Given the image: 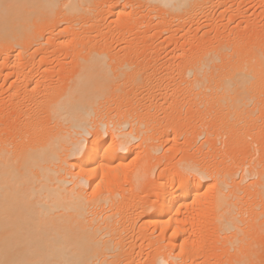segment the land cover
Here are the masks:
<instances>
[{"label": "bare ground", "instance_id": "obj_1", "mask_svg": "<svg viewBox=\"0 0 264 264\" xmlns=\"http://www.w3.org/2000/svg\"><path fill=\"white\" fill-rule=\"evenodd\" d=\"M243 1L0 0V264H138L140 245L141 264H264V32L228 30V43L216 19ZM159 34L199 37L176 55L189 64L169 113L143 68L102 53ZM49 46L73 49L60 81L39 66ZM162 108L192 123L170 120L169 137ZM180 135L168 162L163 143Z\"/></svg>", "mask_w": 264, "mask_h": 264}, {"label": "rangeland", "instance_id": "obj_2", "mask_svg": "<svg viewBox=\"0 0 264 264\" xmlns=\"http://www.w3.org/2000/svg\"><path fill=\"white\" fill-rule=\"evenodd\" d=\"M247 2V3H246ZM257 2V3H256ZM230 3V2H229ZM228 2L226 3L227 4V7L226 8H228V5L230 6V4H229ZM242 3H243V5H242ZM240 5L241 6H239V9L241 8V10H239V14H235V15H233V17H232V14H230V16H231V19H230V23L229 24H227V23H224L225 21H226V14H227V12H228V9H227V12H226V14L225 13H223V15L225 16H223L224 18H222V19H220L221 17L220 16H222L221 14L219 15V17L218 16H216L215 15V17H218V18H216L217 19V21L219 22V24L221 25L222 24V27H220V29H222V31L224 30V32L226 33V35L224 34V35H222V36H226V37H222V36H217L215 39H222V38H224V39H222V41H224L225 40V42H226V40H227V42L229 41L230 42V40H228V39H225V38H227V35H229L228 34V32L229 33H233L234 31H235V33L236 34H240L241 36L243 35H245L246 36V33L247 34H250V33H252L253 31V34L255 33V31H257V32H259L258 34H260V36H261V34L264 32V0H247V1H243ZM226 4L225 5H223L222 7H224V6H226ZM222 7H220V8H222ZM212 8H214V10L212 9ZM211 9L214 11L213 13H212V15H213V17H214V13H218L219 12V10L218 9H216L215 7H212ZM217 8H219V7H217ZM225 8V7H224ZM263 8V9H262ZM223 9V8H222ZM212 10L210 11L209 10V12L211 13L212 12ZM218 10V11H217ZM260 10V11H259ZM263 10V11H262ZM242 11V12H241ZM244 11V12H243ZM258 12V13H257ZM216 13V14H217ZM256 13H257V15H256ZM219 14V13H218ZM228 18H229V12H228ZM235 17V18H234ZM224 19V20H223ZM246 21H245V20ZM251 21V22H250ZM223 22V23H222ZM227 22V21H226ZM253 22V23H252ZM240 23H241V25H240ZM199 24L201 25V22H199ZM252 24H254V25H252ZM257 24V25H256ZM262 24V25H261ZM200 25H197V24H192V26H190V30L192 31V34H195L196 32V30L198 31L197 33L200 35V33H199V31L200 32H202V29L204 28V29H207V28H205V27H201L199 30L196 28L197 26H200ZM223 25H225V27L227 26V28H224L223 27ZM237 25H238V27H237ZM244 25V26H243ZM194 26V27H193ZM229 26V27H228ZM143 29H140V30H144V27H143V25L141 26ZM140 27V28H141ZM247 27H250V29L249 28H247ZM146 28V27H145ZM185 28H187L186 30H188L189 29V27H188V25L186 26L185 25ZM196 28V29H195ZM230 28V29H229ZM232 28V29H231ZM260 28H263V30H261ZM195 29V30H194ZM234 29V30H233ZM240 29V30H239ZM253 29V30H252ZM180 30H181V28H180ZM180 30L177 32V33H179L180 32ZM183 30V29H182ZM182 30H181V33H179L178 35H180V34H183L182 33ZM189 30V31H190ZM229 30V31H228ZM259 30V31H258ZM154 31V30H153ZM151 29L149 30V32L151 33V32H153ZM184 31V30H183ZM212 31V30H211ZM211 31H209V33H208V38H210L209 40H212L213 39V37L211 38L210 37V35L212 36V34L211 33H213V31L211 32ZM221 31V32H222ZM239 31V32H238ZM252 31V32H251ZM125 32H127V31H125ZM221 32H220V34H221ZM223 32V33H224ZM242 32V33H241ZM245 32V33H244ZM256 32V33H257ZM143 33H147V32H143ZM235 33H234V35H235ZM128 33H126V35H127ZM148 34V33H147ZM231 34L229 35V37L231 36ZM264 34V33H263ZM263 34H262V37H263ZM125 35V36H126ZM158 35V34H157ZM177 35V34H176ZM214 35V34H213ZM163 36V35H162ZM161 36V34H159V36H156L155 38H158V39H156L155 40V38L153 39V40H150L151 42H147V41H142V40H140V41H137L139 38H137V39H134V41H132V40H129V41H131V42H128V44L127 43H120V44H114V45H111L110 47H111V49H110V47L108 48V51H106V52H108V54L106 53V52H104V51H102V53L106 56V60L108 61H110V59H109V57H113L114 56V59H115V56H116V59H115V61L113 60V63H115L116 61H118L117 62V64L118 65H120V63L119 62H130L129 64L131 65V69H133V70H130L129 72H131V71H135V72H140L141 71V69L143 68L144 70H142V72H140L139 74H140V76L142 77V75H143V78L146 80V76L148 75L149 77L147 78V80L146 81H148V82H150V80H152L151 82V84L150 83H148V82H146V81H143V82H146L147 84H149V85H151V86H153L154 84H155V86L156 85H158L159 86V88H161V89H158V91H156L155 92V94H153V97L152 98H150V96H152V95H150V94H148L147 95V97L145 96V97H143L144 95H146L145 93H143V92H145L146 91V89H148L149 88V85H146L145 83L143 84V82H141L142 80L141 79H139V76H138V82H139V84L138 83H134L133 82V80L131 81L132 83H134L133 85L134 86H136V84H137V86H140V82L142 83V85H143V90H141V88H140V90H141V92H142V94H144L142 97H143V99L145 100L146 98H147V100L146 101H144V102H148V104H150L149 103V99H148V97L150 98V99H152V100H150V102L151 103H154V102H152L153 100L154 101H156L157 103L159 102H162V103H164V104H162L161 106H160V109H161V107H163L165 104V106H164V109L166 108V112L167 113H169L168 112V110H169V108H168V106L170 105V104H172V105H176V104H178L179 102H178V99H177V103H173V102H176V100H174L175 98L174 97H172L171 95H172V81L174 80L173 78L175 77V76H178L177 75V73H178V71H180V70H183L182 68H181V66H183L184 64L187 66L188 64H189V62L187 63V61H186V63H184L183 64V62H185V61H182V59H183V56H187V55H189L190 54V50L187 48V47H189L187 44H188V42L189 41H191L190 43H192L193 44V40H194V44H197V43H199V37H198V35H196V37H195V39H191V40H188V39H186V41H185V37H184V40H183V38H182V35L179 37V38H176V37H174V39L176 38V40L177 41H175L174 39V41H175V43H174V41H172V39L170 40V42L168 41V40H166V39H164L163 37ZM232 36H233V34H232ZM231 36V39L233 38ZM236 36V35H235ZM242 36V37H243ZM162 37V38H161ZM206 37V38H207ZM222 37V38H221ZM261 37V38H262ZM126 38H128V35L126 36ZM238 38V37H237ZM240 38V37H239ZM264 38V37H263ZM164 39V40H163ZM230 39V38H229ZM136 40V41H135ZM161 40V41H160ZM181 40V41H180ZM206 40V39H205ZM208 40V41H209ZM186 43H185V42ZM207 41V42H208ZM217 41V40H216ZM216 41H215V43H216ZM219 41V40H218ZM146 42H147V44H146ZM197 42V43H196ZM206 41H204V44H206L205 43ZM211 42V44H214V43H212L213 41H210ZM224 42V43H225ZM228 42V43H229ZM180 43V44H179ZM141 44V45H140ZM157 44V45H156ZM174 44L175 45H177V46H174ZM192 44H191V46H192ZM208 44H210L209 42H208ZM89 45V44H88ZM85 46V47H89V46ZM127 45H129V46H127ZM139 45V46H138ZM146 45V46H145ZM151 45V46H150ZM178 45H181V46H183L184 48H186V49H184L183 47H181V46H179L178 47ZM77 46H79V47H77V49L78 48H80V45H77ZM92 46V45H91ZM118 46V47H117ZM136 46V47H135ZM143 46V47H142ZM194 46V45H193ZM192 46V47H193ZM52 47V48H51ZM58 46H49V49L51 48V50H54V53L53 54H51L50 53V55H48L49 53H45V55H47V56H44L46 59H47V57H48V60H46L45 58H42V60H41V62H40V64L38 63V61H39V59H38V57H40V55H42L43 53H38V54H40V55H38V54H36V56L34 57V60L36 61V66L39 64V66L41 67V70H45L46 71V75H45V73H43V75L45 76V78H48V79H50V80H52V81H58V79H59V81L63 78V76L60 74V73H62V74H64L65 73V75H69L70 73H72L73 72V70H74V68H72L73 66H74V61L75 60H73L74 59V54H73V49H72V47L70 48V46H69V48L67 47H58ZM82 47V46H81ZM93 47L95 48L96 47V45H93ZM101 46L100 45H97V47H96V51L95 52H98L99 50H101L102 49V47L100 48ZM135 49H134V48ZM172 47V48H171ZM181 47V51H180V48ZM97 48H100V49H98V51H97ZM132 50H130V49ZM164 48V49H163ZM171 48V49H170ZM184 49V51H182L183 49ZM166 49V50H165ZM175 49V50H174ZM177 49V50H176ZM91 50H94L93 48L91 49ZM103 50V49H102ZM110 50V51H109ZM135 50V51H134ZM185 50L186 51H188L187 53H184L185 52ZM50 51V50H49ZM60 51V52H59ZM72 51V52H71ZM84 51H86L85 49H83V51L82 52H84ZM124 51V52H123ZM129 51V52H128ZM176 51V52H175ZM56 52V53H55ZM101 52V51H100ZM111 52V53H110ZM183 54H182V53ZM61 53V54H60ZM71 53V54H70ZM88 53V52H87ZM86 53V54H87ZM106 53V54H105ZM134 53V54H133ZM144 53V54H143ZM178 53L180 54H182L183 56H180L179 55V57L178 56H176V55H178ZM58 54V55H57ZM60 54V55H59ZM72 54H73V57H72ZM82 55H85V53H81ZM93 54H95L96 56L98 55V54H96V53H93ZM115 54V55H114ZM137 54V55H136ZM171 54V55H170ZM52 55V56H51ZM56 55V57H54ZM68 55V56H67ZM81 55V56H82ZM108 55H112V56H109L108 57ZM132 55V56H131ZM139 55V56H138ZM176 57H175V56ZM64 56V57H63ZM87 56V55H86ZM85 56V57H86ZM120 57V59L118 60L117 59V57ZM128 56V57H127ZM137 56V57H136ZM146 56V57H145ZM168 56V57H167ZM52 57V58H51ZM72 57V58H71ZM84 57V56H83ZM118 57V58H119ZM124 57V58H123ZM178 57V58H177ZM182 57V58H181ZM185 57H184V59H185ZM59 58V59H58ZM122 58V59H121ZM138 58V59H137ZM158 58V59H157ZM173 58V59H172ZM177 58V59H176ZM38 59V60H37ZM43 59H45V60H43ZM123 59L125 60H128V61H123ZM181 59V60H180ZM63 60V61H62ZM155 60V61H154ZM48 61V62H47ZM145 61V62H144ZM179 61V62H178ZM44 62V63H43ZM60 62V63H59ZM131 62H132V64H131ZM163 62V63H162ZM182 62V63H181ZM38 63V64H37ZM122 63V64H123ZM178 63H181V64H178ZM45 64V65H44ZM54 64V65H53ZM72 64H73V66H72ZM69 65H70V67H69ZM154 65V66H153ZM159 67H158V66ZM179 65H181V66H179ZM133 66H134V68H133ZM175 66V67H174ZM186 66H184V68H186ZM44 67V68H43ZM47 67H48V70H49V72L47 73ZM58 67V68H57ZM53 68V69H52ZM66 68H68V69H66ZM180 69V70H179ZM62 70V71H61ZM66 71V72H64V71ZM69 70V71H68ZM53 71V72H52ZM145 71V72H144ZM43 72V71H42ZM148 72V73H147ZM155 72V73H154ZM162 72V73H161ZM174 72V73H173ZM52 73V74H51ZM136 73V74H137ZM145 73V74H144ZM147 74V75H146ZM65 75H64V77H65ZM138 75V74H137ZM145 75V76H144ZM156 75V76H155ZM172 75V77H170ZM51 77V78H50ZM159 77H161V78H159ZM163 77V78H162ZM53 78V79H52ZM55 78H56V80H55ZM157 78V79H156ZM178 77H176V79L173 81V83L175 84V86L177 85V79ZM47 79V80H48ZM136 79V78H135ZM143 79V80H144ZM149 79V80H148ZM167 79V80H166ZM173 79V80H172ZM141 80V81H140ZM156 80V81H155ZM136 82H137V80H135ZM158 81V82H157ZM165 81V82H164ZM171 81V82H170ZM131 82L129 83V82H126L125 84H127V85H125V90H127V89H129V87H130V85H131ZM155 82V83H154ZM160 82V83H159ZM170 85H168L167 83ZM48 83V82H47ZM163 83H164V85H163ZM166 83V84H165ZM129 85V86H128ZM133 85H131V86H133ZM161 85V86H160ZM133 86V87H134ZM148 86V88H146ZM163 86H165L164 88H163ZM169 86V88H167ZM133 87H131L132 88V90H133ZM157 87V86H156ZM171 87V88H170ZM166 88V89H165ZM123 90H124V87H123ZM130 91H131V89H129ZM160 90V91H159ZM139 91V90H138ZM148 91V90H147ZM147 91H146V93H147ZM157 92H158V94H157ZM163 92V93H162ZM169 92V93H168ZM152 93H154V92H152L151 91V94ZM161 93V94H160ZM166 93V94H165ZM171 93V94H170ZM167 94L169 95V98H168V96H167ZM150 95V96H149ZM164 95V96H163ZM185 95V94H184ZM172 98H174V99H171V97ZM182 98H179L180 100H182V99H185L186 101H189L187 98V95H185V97L184 96H182V94L180 95ZM187 97V98H186ZM165 98V99H164ZM157 99V100H156ZM161 100V101H160ZM142 101V100H141ZM173 101V102H172ZM143 101H142V104H146V103H144ZM182 102V103H181ZM180 103L182 104V105H184L183 104V102H184V100H182ZM170 103V104H169ZM148 104H146V106L148 105ZM187 104V105H186ZM185 105L186 106H188V103H186L185 102ZM183 106V108L184 107H186V106ZM171 106V105H170ZM164 109L162 108V112L160 113L159 111H158V115L159 116H164V118H166V120L164 119V118H162L163 119V122L165 123V125L164 126H166V123H167V127H164V126H162V127H164V130H163V133H166V132H164V131H167V133H169V137H172L171 135H173L172 133L173 132H175L174 131V127H173V130H171V128L172 127H169V126H172L171 125V123H170V125L168 126V124H169V121L170 120H172V117L170 118V117H168V115H167V113H166V115H165V113H163V111H164ZM168 109V110H167ZM185 110V109H184ZM183 113V112H182ZM186 113H191V112H187V111H185L184 112V114H186ZM161 114V115H160ZM187 115V114H186ZM190 115L191 114H188V116H183V114H182V116H183V118H182V116L181 115H178V120H177V116L176 115H174L173 116V119L175 118V120L176 121H174V120H172L173 122H179V120L181 121H184V122H189V118H187V117H190ZM161 116V117H162ZM176 116V117H175ZM181 116V117H180ZM193 115H191V117L190 118H192L193 119V117H192ZM186 118L188 119V120H186ZM183 119H185V120H183ZM192 119L190 120V122L192 123ZM165 120V121H164ZM168 120V121H167ZM171 122V121H170ZM184 123V127L187 125V127H188V123ZM163 123V124H164ZM191 123H189L190 125H191ZM190 127V126H189ZM165 128H168V130L167 129H165ZM170 130V131H169ZM171 133V134H170ZM170 139V138H169ZM184 139V137L183 136H181L180 135V139L178 140V144H176L177 142H172L171 140H169L170 142H168V143H163V146H162V150H163V152H165L164 153V155H163V158L164 159H166L167 157V159L166 160H168V159H170L171 161H174V160H176L177 158H179V154H180V152L179 151H177L176 152V149H177V146L179 147H181V144H184V145H186V141L185 140H183ZM202 139V138H201ZM185 142V143H182V142ZM167 142V141H166ZM174 143L175 145L173 146V144L172 143ZM165 144V145H164ZM172 144V145H171ZM167 145V146H166ZM169 146H171V147H169ZM172 146H173V148H172ZM183 146V145H182ZM165 147L166 148H168V149H166V151L168 152V153H166V151H164L165 150ZM184 147V146H183ZM180 149V148H179ZM178 150V149H177ZM163 152H161L162 154H163ZM168 154V156H166V155ZM174 157V158H173ZM170 160H168V162L170 161ZM170 161V162H171ZM162 163H166L165 162V160H163L162 161ZM169 164V163H168ZM157 234L158 233V229H155V232H154V234ZM137 245V244H136ZM134 248H133V250H134V253L132 252V254H133V256H135L134 254H135V251H136V249H138V246H133ZM139 249H142V250H139ZM139 249H138V251H136V252H140L141 251V253H139L140 255H138V264H141L142 262H140V261H143L144 260V258L146 257V254H147V252H150V249L149 248H147L146 246L144 247L143 245L141 246H139ZM144 249V250H143ZM149 249V250H148ZM143 251V252H142ZM145 251V252H144ZM137 254V253H136ZM145 255V256H144ZM142 256V257H141ZM144 256V257H143ZM142 259V260H141ZM137 264V263H136Z\"/></svg>", "mask_w": 264, "mask_h": 264}]
</instances>
